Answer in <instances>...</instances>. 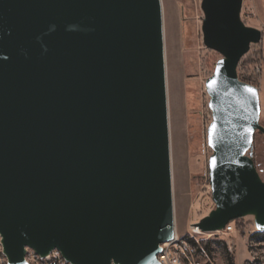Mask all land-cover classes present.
Here are the masks:
<instances>
[{
	"label": "water",
	"instance_id": "95a60500",
	"mask_svg": "<svg viewBox=\"0 0 264 264\" xmlns=\"http://www.w3.org/2000/svg\"><path fill=\"white\" fill-rule=\"evenodd\" d=\"M242 2H200L203 44L221 55L204 84L202 233L247 215L264 231L259 93L236 72L262 32ZM0 235L8 264L25 246L72 264H161L173 230L158 0H0Z\"/></svg>",
	"mask_w": 264,
	"mask_h": 264
},
{
	"label": "rangeland",
	"instance_id": "374dc122",
	"mask_svg": "<svg viewBox=\"0 0 264 264\" xmlns=\"http://www.w3.org/2000/svg\"><path fill=\"white\" fill-rule=\"evenodd\" d=\"M162 11L173 229L187 242L181 264H264V233H256L253 216L231 221V232L196 233L193 224L214 208L211 199L207 127L211 122L205 80L211 76L221 55L204 46L201 0H160ZM244 2V0H243ZM242 2L241 20L248 25V10ZM262 32V31H261ZM261 88L259 124L264 127V36H261ZM263 50V54H262ZM243 58L239 73L250 70ZM252 159L264 181V135L256 131ZM191 239L196 246L189 242ZM208 241L205 248L204 243ZM29 264H44L33 249L26 248Z\"/></svg>",
	"mask_w": 264,
	"mask_h": 264
},
{
	"label": "built area",
	"instance_id": "2783aa9c",
	"mask_svg": "<svg viewBox=\"0 0 264 264\" xmlns=\"http://www.w3.org/2000/svg\"><path fill=\"white\" fill-rule=\"evenodd\" d=\"M249 15V14H248ZM249 57L250 62V70L245 74L244 71H237L243 58ZM261 70H262V56H261V42L259 43H251L249 45L248 51L240 58L236 72L237 77L242 82H245L249 85L256 87L258 90L260 88L261 83ZM233 230V226L231 223H227L225 227L221 230L223 232H231ZM218 231V232H221ZM184 249L187 251L190 250L186 241L179 240L177 237L160 244V251L157 254L156 258L161 264H181L182 256H185ZM187 258V256H185ZM44 264H72L68 260H66L58 250L52 251L48 256L43 257ZM0 264H8L7 257L3 252V244L2 237L0 235Z\"/></svg>",
	"mask_w": 264,
	"mask_h": 264
},
{
	"label": "crops",
	"instance_id": "0c3cea01",
	"mask_svg": "<svg viewBox=\"0 0 264 264\" xmlns=\"http://www.w3.org/2000/svg\"><path fill=\"white\" fill-rule=\"evenodd\" d=\"M243 3L246 6L248 14L250 16L248 25L260 29L262 31V36H264V0H244ZM260 88L258 90V93L260 91Z\"/></svg>",
	"mask_w": 264,
	"mask_h": 264
},
{
	"label": "bare ground",
	"instance_id": "6f19581e",
	"mask_svg": "<svg viewBox=\"0 0 264 264\" xmlns=\"http://www.w3.org/2000/svg\"><path fill=\"white\" fill-rule=\"evenodd\" d=\"M158 1H159V6H160V12H161V34H162V53H163V32H162V23H163V22H162V11H161V5H162V4H161L160 0H158ZM163 72H164V85H165L164 58H163ZM165 105H166V124H167L168 150H169L168 121H167L166 85H165ZM169 173H170V192H171L170 157H169ZM171 204H172V192H171ZM172 230H173V236H174V238L177 237L176 230L173 229V204H172ZM192 230H193L194 232H196V233H201L199 230H197V229L195 228L194 225H193V227H192ZM26 248H27V246H25V247L23 248V251H24V252H26ZM28 248H29V247H28ZM55 250H57V249L52 248V247H49V248H47V249H45V250H43V251L37 252V254H38L40 257H46V256H48L52 251H55ZM4 252H5V251H4ZM6 254H7V253L5 252V255H6ZM9 264H13V263H11V262L9 261ZM18 264H29L28 261H27V259H26V257H25V254H24L23 257H22L21 262L18 263Z\"/></svg>",
	"mask_w": 264,
	"mask_h": 264
},
{
	"label": "trees",
	"instance_id": "16d2710c",
	"mask_svg": "<svg viewBox=\"0 0 264 264\" xmlns=\"http://www.w3.org/2000/svg\"><path fill=\"white\" fill-rule=\"evenodd\" d=\"M256 233H264V231H263V232H258V231H257ZM189 242L191 243L192 246H196L195 242H193L191 239H189ZM203 243H204L205 248H207V246H208V241H205V242H203Z\"/></svg>",
	"mask_w": 264,
	"mask_h": 264
},
{
	"label": "snow or ice",
	"instance_id": "6c2138e0",
	"mask_svg": "<svg viewBox=\"0 0 264 264\" xmlns=\"http://www.w3.org/2000/svg\"><path fill=\"white\" fill-rule=\"evenodd\" d=\"M214 83H215V82H213V84H214ZM213 84H210L209 87H212ZM247 91H248V92H251V93H253V94H255L254 90L251 89V88H248ZM249 131H251V129H249ZM213 163H214V161H213Z\"/></svg>",
	"mask_w": 264,
	"mask_h": 264
},
{
	"label": "flooded vegetation",
	"instance_id": "af4514ba",
	"mask_svg": "<svg viewBox=\"0 0 264 264\" xmlns=\"http://www.w3.org/2000/svg\"><path fill=\"white\" fill-rule=\"evenodd\" d=\"M255 134V133H254ZM254 137V136H253Z\"/></svg>",
	"mask_w": 264,
	"mask_h": 264
}]
</instances>
